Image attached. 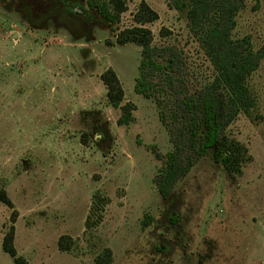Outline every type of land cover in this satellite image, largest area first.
Returning a JSON list of instances; mask_svg holds the SVG:
<instances>
[{
  "label": "rangeland",
  "instance_id": "1",
  "mask_svg": "<svg viewBox=\"0 0 264 264\" xmlns=\"http://www.w3.org/2000/svg\"><path fill=\"white\" fill-rule=\"evenodd\" d=\"M86 0H0V264H264V57L248 78L255 106L228 127L242 159H199L169 196L154 183L170 150L154 102L134 91L140 47L115 42L142 0L109 23ZM153 45L183 51L197 81L212 66L168 0ZM234 38L264 54V0H241ZM164 29V34L161 30ZM169 32V33H168ZM134 104L118 125L100 74ZM13 226L18 261L2 240Z\"/></svg>",
  "mask_w": 264,
  "mask_h": 264
},
{
  "label": "trees",
  "instance_id": "2",
  "mask_svg": "<svg viewBox=\"0 0 264 264\" xmlns=\"http://www.w3.org/2000/svg\"><path fill=\"white\" fill-rule=\"evenodd\" d=\"M128 0H86L88 7L109 23L127 10ZM169 7L185 14L191 34L212 66L210 75L197 81L187 57L175 45H153L146 26L158 18L144 0L133 13V23L118 30L115 42L140 47L138 75L134 91L151 99L158 119L166 129L171 148L162 157L154 183L161 196L169 198L176 183L201 158L209 157L227 169L241 161V145L230 136L228 127L239 115L255 106L248 78L258 68L264 54L252 48L247 38H234L235 17L241 0H168ZM164 34V29L161 30ZM169 33V32H168ZM109 105L119 109L118 125L134 120V104L125 102L124 89L113 68L100 74ZM0 202L13 207L4 189ZM2 249L18 261L13 226L5 233ZM110 251L95 256V264H108Z\"/></svg>",
  "mask_w": 264,
  "mask_h": 264
},
{
  "label": "flooded vegetation",
  "instance_id": "3",
  "mask_svg": "<svg viewBox=\"0 0 264 264\" xmlns=\"http://www.w3.org/2000/svg\"><path fill=\"white\" fill-rule=\"evenodd\" d=\"M86 2V1H85ZM86 6L88 7V4H87V2H86ZM88 8H90V7H88ZM90 9H92V8H90Z\"/></svg>",
  "mask_w": 264,
  "mask_h": 264
}]
</instances>
